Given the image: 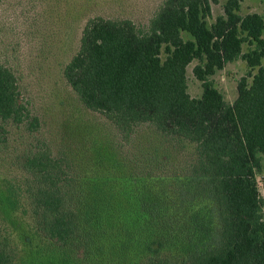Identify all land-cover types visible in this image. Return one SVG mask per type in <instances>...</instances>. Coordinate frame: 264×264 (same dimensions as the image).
Here are the masks:
<instances>
[{
	"label": "trees",
	"instance_id": "trees-1",
	"mask_svg": "<svg viewBox=\"0 0 264 264\" xmlns=\"http://www.w3.org/2000/svg\"><path fill=\"white\" fill-rule=\"evenodd\" d=\"M240 1L226 0L223 15L210 25L209 0H165L147 33L130 20L86 23L79 50L64 68L85 108L104 115L123 142L137 136L138 127L151 126L164 143L193 144L195 158L178 168L171 167L169 149L155 147L144 159L134 154L126 161L110 147L98 153L96 171L87 172L50 149L30 151L20 165L43 183L35 199L39 230L55 246L38 264H114L139 241L140 264H176L151 254L166 245L193 264H264L255 180L264 154V6L261 14L240 16ZM246 42L254 48L242 54ZM237 58L256 73L250 85L240 80L230 105L209 78ZM194 60L198 99L187 92ZM0 120L38 129L15 74L2 65ZM179 225L183 232H173ZM205 234L217 239L207 243ZM14 259L0 241V264Z\"/></svg>",
	"mask_w": 264,
	"mask_h": 264
},
{
	"label": "rangeland",
	"instance_id": "rangeland-1",
	"mask_svg": "<svg viewBox=\"0 0 264 264\" xmlns=\"http://www.w3.org/2000/svg\"><path fill=\"white\" fill-rule=\"evenodd\" d=\"M164 2L0 0V65L15 74L23 103L38 123L37 131H30L26 123L0 120V241L15 252L14 264H38L40 254H51L55 249L39 230L35 199L43 183L28 175L20 165L21 159L33 149H50L55 158L67 159L73 167L87 172L96 171L98 153L108 152L110 147H114L126 161H131L134 154L138 155L137 159H144L142 154L153 152L157 147L160 151L169 149L172 152L169 157L173 162L171 167L185 168L193 162V144L173 140L170 144L164 143L151 126L138 127L137 136H131L129 143L123 142L114 125L101 113L86 109L64 78V68L78 52L83 28L89 20L97 17L110 21L130 20L138 31L147 33L150 22ZM209 2L211 17L207 22L210 25L223 15L226 0ZM263 6L264 0H241L238 14H261ZM182 37L189 39L185 33ZM253 48L248 42L244 43L242 54ZM198 64L194 60L186 72L187 92L193 99L200 98L202 94L201 83L192 73ZM255 73L256 69H250L242 58H237L209 79L225 102L231 105L237 98L240 80L246 78L250 85ZM145 137H148L149 143ZM258 157L255 180L262 200L260 213L264 222V154ZM118 173L115 171V174ZM73 175L72 170L70 176ZM45 186L51 187L52 182ZM183 230L179 225L178 230L173 232L180 234ZM205 239L208 243L217 237L205 234ZM70 245L76 248L74 244ZM140 245L141 241L136 243L132 253L129 250V253L123 252L114 264H140L144 256ZM69 246L66 249L73 257L75 254L70 252ZM151 254L170 257L176 264L194 263L168 245L160 254Z\"/></svg>",
	"mask_w": 264,
	"mask_h": 264
}]
</instances>
